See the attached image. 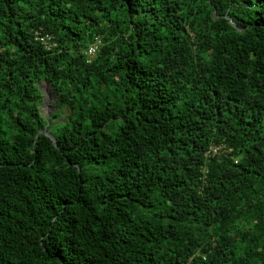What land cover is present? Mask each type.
I'll return each instance as SVG.
<instances>
[{
  "label": "trees",
  "instance_id": "obj_1",
  "mask_svg": "<svg viewBox=\"0 0 264 264\" xmlns=\"http://www.w3.org/2000/svg\"><path fill=\"white\" fill-rule=\"evenodd\" d=\"M0 264H264V0H0Z\"/></svg>",
  "mask_w": 264,
  "mask_h": 264
},
{
  "label": "rangeland",
  "instance_id": "obj_2",
  "mask_svg": "<svg viewBox=\"0 0 264 264\" xmlns=\"http://www.w3.org/2000/svg\"><path fill=\"white\" fill-rule=\"evenodd\" d=\"M41 92V104L40 111L42 116L48 121L50 116L58 109V104L56 103L57 96L53 93L52 89L51 93H48V85L46 83H42L39 86ZM67 114H69L66 108L62 109L61 119H64Z\"/></svg>",
  "mask_w": 264,
  "mask_h": 264
},
{
  "label": "built area",
  "instance_id": "obj_3",
  "mask_svg": "<svg viewBox=\"0 0 264 264\" xmlns=\"http://www.w3.org/2000/svg\"><path fill=\"white\" fill-rule=\"evenodd\" d=\"M36 40L44 46L46 50H51L55 47V44L52 42L51 37L48 34H44L42 31L37 30L35 33ZM100 44V40L98 38L95 39L94 43L88 48L86 51L87 59L91 61L97 52L98 45ZM223 148L221 147H213L210 149L213 155L220 153Z\"/></svg>",
  "mask_w": 264,
  "mask_h": 264
},
{
  "label": "water",
  "instance_id": "obj_4",
  "mask_svg": "<svg viewBox=\"0 0 264 264\" xmlns=\"http://www.w3.org/2000/svg\"><path fill=\"white\" fill-rule=\"evenodd\" d=\"M231 23H232V25H234V23L231 21ZM49 88H48V93H51L50 92V90L52 89V87L51 86H48ZM48 124V123H47ZM40 133H44L45 135H47V136H49L51 139H52V141H53V143H54V145H55V141H54V139L49 135V133H48V131H46V130H43V131H41Z\"/></svg>",
  "mask_w": 264,
  "mask_h": 264
}]
</instances>
